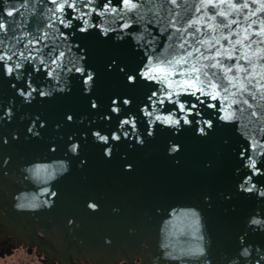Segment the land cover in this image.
<instances>
[{
    "label": "snow or ice",
    "instance_id": "1",
    "mask_svg": "<svg viewBox=\"0 0 264 264\" xmlns=\"http://www.w3.org/2000/svg\"><path fill=\"white\" fill-rule=\"evenodd\" d=\"M0 85V175L18 165L45 194L18 193L17 210L52 208L57 180L89 165V144L130 175L131 151L162 136L177 163L186 134L218 137L204 167L226 154V184L184 206L148 209L163 234L152 264H264V0H0ZM67 98L75 103L48 111ZM23 143L41 155L8 150ZM217 203L234 223L214 253L207 212ZM102 207L85 197L88 214ZM103 243L112 246L110 234Z\"/></svg>",
    "mask_w": 264,
    "mask_h": 264
},
{
    "label": "water",
    "instance_id": "2",
    "mask_svg": "<svg viewBox=\"0 0 264 264\" xmlns=\"http://www.w3.org/2000/svg\"><path fill=\"white\" fill-rule=\"evenodd\" d=\"M102 87H116L114 81L105 80ZM0 85V92H6ZM75 103L73 98L58 99L48 105L49 112L57 111L65 104ZM14 126V125H13ZM167 135V134H164ZM184 152L177 160L164 151L163 136L145 149L131 151L135 172L121 171L119 159L106 162L100 159L98 149L89 144L85 151L89 158L86 169H74L64 179L57 180L59 200L52 208L38 211H20L14 207L18 193L39 194L34 182L23 179L19 166L14 165L7 175H0V244L9 245L17 240L28 250L33 248L43 254L44 264H116L126 256H132L139 264H152L153 258L163 251L160 244L162 221L149 217L152 206H184L193 201L205 187L219 188L228 179L229 158L225 154L216 169L208 170L205 161L218 154V137L198 140L191 134L183 137ZM22 156H40L35 143L15 144L8 148ZM60 158L53 155V159ZM98 196L103 207L94 215L84 210L86 196ZM119 207V216L113 208ZM222 203L207 212L213 237V251L228 243L233 218L224 213ZM244 204L242 202L241 208ZM76 216L79 223L70 225L66 217ZM135 223L137 231L130 233L128 225ZM110 234L111 247H105L103 238ZM144 241H148L144 246ZM144 258H143V256ZM129 261V260H128Z\"/></svg>",
    "mask_w": 264,
    "mask_h": 264
},
{
    "label": "rangeland",
    "instance_id": "3",
    "mask_svg": "<svg viewBox=\"0 0 264 264\" xmlns=\"http://www.w3.org/2000/svg\"><path fill=\"white\" fill-rule=\"evenodd\" d=\"M42 258L43 254L37 253L34 248L30 251L26 246H20L0 256V264H44Z\"/></svg>",
    "mask_w": 264,
    "mask_h": 264
},
{
    "label": "flooded vegetation",
    "instance_id": "4",
    "mask_svg": "<svg viewBox=\"0 0 264 264\" xmlns=\"http://www.w3.org/2000/svg\"><path fill=\"white\" fill-rule=\"evenodd\" d=\"M23 246L22 243H19L16 239L10 241L9 245L0 244V256L11 253L15 248ZM140 260L135 259L134 261H128L126 259L119 260L116 264H139ZM76 264H84L83 261H76Z\"/></svg>",
    "mask_w": 264,
    "mask_h": 264
}]
</instances>
